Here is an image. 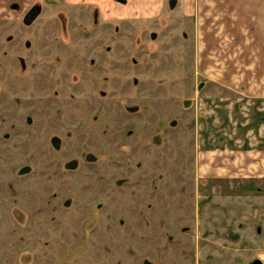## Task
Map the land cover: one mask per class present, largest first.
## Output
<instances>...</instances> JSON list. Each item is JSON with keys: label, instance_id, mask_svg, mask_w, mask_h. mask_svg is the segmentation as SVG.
I'll use <instances>...</instances> for the list:
<instances>
[{"label": "rangeland", "instance_id": "374dc122", "mask_svg": "<svg viewBox=\"0 0 264 264\" xmlns=\"http://www.w3.org/2000/svg\"><path fill=\"white\" fill-rule=\"evenodd\" d=\"M22 1L0 4V264H264V96L202 90L169 28L109 50L89 5L26 25Z\"/></svg>", "mask_w": 264, "mask_h": 264}, {"label": "crops", "instance_id": "0c3cea01", "mask_svg": "<svg viewBox=\"0 0 264 264\" xmlns=\"http://www.w3.org/2000/svg\"><path fill=\"white\" fill-rule=\"evenodd\" d=\"M8 1L25 2L0 0V4ZM73 1L76 5L96 6L98 20L109 33L119 31V35H125L143 30L154 40L159 36V25L180 33L185 41L170 48H192L190 58L202 90L224 87L250 97L264 96V0ZM174 9L180 15L169 20L167 14Z\"/></svg>", "mask_w": 264, "mask_h": 264}, {"label": "flooded vegetation", "instance_id": "af4514ba", "mask_svg": "<svg viewBox=\"0 0 264 264\" xmlns=\"http://www.w3.org/2000/svg\"><path fill=\"white\" fill-rule=\"evenodd\" d=\"M38 0H36V2H37ZM14 4V3H13ZM40 3L39 2H37V3H35L31 8H30V10L28 11V12H26V14L24 15V16H22V21H25V23H30L32 20H29L28 19V14H29V12L31 11V9L34 7V6H36V5H39ZM10 4H8V6H9ZM41 5V4H40ZM72 6V4H69V6ZM78 6V5H77ZM11 7H12V4L10 5V8L9 9H11ZM89 7V12L87 13V24L88 25H90L91 27H94V28H98L99 26L101 27V30H100V32L102 33V35L103 36H105L106 37V39H105V46H107V47H109L108 49L110 50L111 48H110V46H113V45H109V44H111V43H109V41H110V37H119V36H123V35H119V33L121 34V32H119V31H112V33H109L107 30H106V27L105 26H103L102 24H100V21L98 20V17H99V15H98V10H97V8H96V6H93V5H89L88 6ZM17 9V8H16ZM16 9H15V11H16ZM90 10H93L92 12L90 11ZM41 14V13H40ZM40 14L33 20V21H35L36 19H38V17L40 16ZM9 21H12L13 19H9V14H7V17H6ZM32 21V22H33ZM99 24V25H98ZM26 25H29V24H26ZM64 28H65V26H64ZM110 36V37H109ZM109 43V44H108ZM115 44V43H114ZM97 47H99V48H101V49H103V42L100 44V45H98ZM119 47V46H118ZM124 47V46H123ZM125 48H127V44L125 45ZM93 57H94V54H92V55H90L89 56V58H90V60H92L93 59ZM91 65V64H90ZM106 79V77L104 78V80ZM169 95V94H168ZM185 105V103L183 102V106ZM199 161L200 160H198V165H199ZM259 264V261H256V262H254L253 264ZM262 264V263H261Z\"/></svg>", "mask_w": 264, "mask_h": 264}, {"label": "water", "instance_id": "95a60500", "mask_svg": "<svg viewBox=\"0 0 264 264\" xmlns=\"http://www.w3.org/2000/svg\"><path fill=\"white\" fill-rule=\"evenodd\" d=\"M40 12H41V6H40V4L39 5H36V6H34L32 9H31V11L29 12V14H28V19L29 20H34L39 14H40ZM31 21V22H32ZM30 22V23H31ZM30 23H26V24H30ZM256 264V263H255ZM259 264H261L260 262H259Z\"/></svg>", "mask_w": 264, "mask_h": 264}]
</instances>
